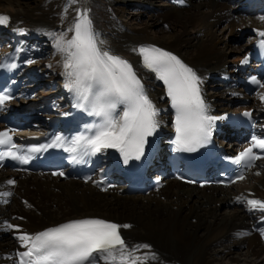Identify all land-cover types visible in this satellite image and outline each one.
<instances>
[{
    "label": "bare ground",
    "instance_id": "6f19581e",
    "mask_svg": "<svg viewBox=\"0 0 264 264\" xmlns=\"http://www.w3.org/2000/svg\"><path fill=\"white\" fill-rule=\"evenodd\" d=\"M133 1L140 13L147 9L150 21L127 28L121 23L125 16L121 5L129 0H0V12L11 15L10 37L22 33L26 38L22 52L26 72H21V85L6 110H17L21 116L37 115L32 122L25 119L24 124L32 123V127L40 129L55 115L66 113L74 102V94L65 87L67 77L63 65L66 57L57 51L52 34L67 33V38H71L73 33L68 29L78 13L88 10L98 40L103 42L101 47L133 65L146 93L161 110L157 117L160 126L148 137L153 148H156L157 138L171 129L172 111L165 86L141 63L138 52L141 44L171 51L201 78L202 90L211 86V91H203L207 112L217 114L229 107V97L240 99L233 109L255 107V112L261 114L257 129L264 128V101L260 98L264 89L242 96L239 87L209 82L220 70H232L233 62L243 54L246 43L234 45L230 57L222 51L221 45L233 36L239 42L241 29L262 31L264 25L254 23L250 15L235 10V6L224 0H186L185 5L175 6V9L185 11L184 14L171 10L170 6H174L163 0L157 5L155 0ZM157 17L162 23L171 24L173 32L160 35L153 28L162 24ZM38 39L49 40L52 48L44 58L47 65L41 67H48L50 72L54 69L45 80L54 79L53 83H57L54 91L57 89L60 101L55 107L39 104L35 98L26 99L31 88L29 79L32 72L37 71L34 69L36 61L31 58L36 53L35 41ZM48 92L44 90L41 94ZM166 138L155 152L163 153L168 148ZM105 153V161L117 157L114 151ZM159 162L161 167L165 166V158ZM246 176L228 186L198 187L166 175L162 177L163 185L156 190L131 193L120 183L101 190L91 182L79 179L0 168V264H15L17 251L23 249L17 238L20 233L35 234L47 226L83 217H102L119 225H131L121 228L129 251L133 246L150 245L149 248L139 247L133 253L140 258L138 264H264V242L261 240L264 212L253 211L247 204L248 200L264 201V159L258 160ZM10 178L17 181L14 187L7 183ZM243 182L246 185H242ZM9 192L11 195H6ZM253 223L258 224L254 231ZM8 225L18 227L9 228ZM242 249L244 251L240 253Z\"/></svg>",
    "mask_w": 264,
    "mask_h": 264
},
{
    "label": "snow or ice",
    "instance_id": "6c2138e0",
    "mask_svg": "<svg viewBox=\"0 0 264 264\" xmlns=\"http://www.w3.org/2000/svg\"><path fill=\"white\" fill-rule=\"evenodd\" d=\"M8 22L7 15H0V25H7ZM18 31L24 32V29ZM68 31L73 33L71 38H67V33L52 34L57 51L66 57L63 65L67 77L65 87L74 93L77 106L89 115L98 117L99 122L85 125L79 135L71 138L56 135L51 143L33 145L26 151L40 153L48 148H64L74 154V162H79L78 156L82 160L85 156H95L106 149H116L125 164L130 159L139 160L144 154L148 137L160 126L157 117L161 110L146 93L133 65L101 47L103 42L98 40L88 10L78 13ZM259 35L264 37V31ZM260 43L264 45V40ZM138 52L142 56L143 66L166 85V94L176 111V150L197 151L208 143L215 121L223 119L207 114L208 107L201 94V78L178 57L163 49L148 46L140 47ZM246 62L247 58L241 61ZM0 67L11 70L17 65L13 63ZM253 82L264 87L255 78ZM260 98L264 101V94ZM12 99L14 97L10 93L0 92V110L5 109ZM121 106L122 111L118 113L117 109ZM244 115L250 116L251 113ZM15 131H0V146H7L6 150L0 151V160L10 157L26 164L32 156L18 154L23 146L13 142L10 133ZM254 149L259 152H254ZM232 159L236 165L251 168L254 161L264 159V138L254 134L250 146ZM54 174L64 175L63 172ZM7 183L15 184V181L9 180ZM6 195L10 196L11 193ZM247 204L253 211L264 212V201L248 200ZM129 227L131 225L85 218L35 234L20 233L17 238L25 250L17 251L18 264H99L100 261L104 264H138L140 258L133 253L139 247L149 248L150 245L133 246L129 251L120 234L121 228Z\"/></svg>",
    "mask_w": 264,
    "mask_h": 264
},
{
    "label": "rangeland",
    "instance_id": "374dc122",
    "mask_svg": "<svg viewBox=\"0 0 264 264\" xmlns=\"http://www.w3.org/2000/svg\"><path fill=\"white\" fill-rule=\"evenodd\" d=\"M192 1V0H191ZM195 2H201L200 0H194ZM222 1V0H221ZM224 1H226V2H228L227 0H224ZM158 3H160L158 0H155V5H157ZM122 7H123V10H124V15L125 16H121L122 18H121V23L123 24V25H125L127 28H133V27H138V26H141L142 24H144V23H146V21L148 22V21H150V19H149V16H148V14H149V12H147V9H144V12L143 13H140V11H139V9L140 8H138L137 7V5H134V1L133 0H129V3H127V4H122L121 5ZM176 7L174 6V7H171L170 6V9L171 10H173V11H176L178 14L180 13V14H184V13H186L185 11H179V10H177V9H175ZM189 8V7H188ZM188 8H185V9H187L188 10ZM175 9V10H174ZM236 10V9H235ZM137 13V12H139V13H137V14H135V16H134V14H132V13ZM133 17V19L132 18H130V17ZM235 17V16H234ZM158 18V20L159 21H161V23H162V20H161V18L160 17H157ZM236 18V17H235ZM148 19V20H147ZM154 19H156V18H154ZM120 21V20H119ZM145 21V22H144ZM157 21V20H156ZM125 22V23H124ZM158 22V21H157ZM159 23V22H158ZM221 23H227V21L226 22H221ZM134 24V25H133ZM160 25V24H159ZM155 26L154 25V29H156L157 31H158V33L161 35L162 33H167V34H170V33H172L173 31V29L171 28V24H168V23H162L160 26ZM170 26V27H169ZM238 41L239 42H242V43H239V42H237L236 41V39L234 38V36L233 37H230V40L228 41H226L225 42V44H223V45H221V49H222V51L228 56V57H230L232 54H233V49H232V47H235L234 45H238V46H243L244 44H243V42H244V39H238ZM47 48L49 47V42L48 41H46L45 42V44H44ZM48 45V46H47ZM52 49V48H51ZM50 49V50H51ZM45 59L47 58L46 57V55H45V57H44ZM43 58V59H44ZM44 59V60H45ZM46 69H45V72L48 74V75H51L52 73L50 72V69L48 68V67H45ZM46 74V75H47ZM45 79V77L43 78V80ZM48 88H49V86L46 88V86H44L43 85V87L42 86H40V87H37L35 90H34V92L36 93V94H40V95H42L41 94V92L42 91H44V90H47L48 91ZM210 88L208 87L207 88V90H209ZM41 91V92H40ZM45 95V94H44ZM36 99V98H35ZM232 98H230L229 97V103H231V100ZM239 103H237V104H235V105H238ZM28 175H30V174H28ZM248 178H250V176H248ZM247 178V179H248ZM57 181H60V180H57ZM63 182V181H62ZM242 185H246L244 182H243V184ZM241 186V185H240ZM183 187H185L186 189H190V188H193V187H189V186H183ZM209 187V186H208ZM6 230L4 231V233L6 234ZM7 235V234H6ZM243 251H244V249H242L241 251H240V253H243ZM225 261V260H224Z\"/></svg>",
    "mask_w": 264,
    "mask_h": 264
}]
</instances>
